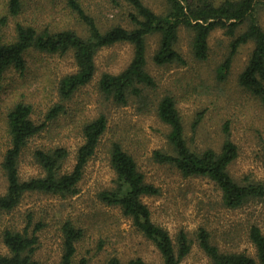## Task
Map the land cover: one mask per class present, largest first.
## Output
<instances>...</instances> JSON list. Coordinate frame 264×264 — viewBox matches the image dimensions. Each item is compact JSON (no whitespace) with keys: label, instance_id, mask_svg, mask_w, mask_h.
I'll return each mask as SVG.
<instances>
[{"label":"rangeland","instance_id":"rangeland-1","mask_svg":"<svg viewBox=\"0 0 264 264\" xmlns=\"http://www.w3.org/2000/svg\"><path fill=\"white\" fill-rule=\"evenodd\" d=\"M144 1L157 13L166 10L164 0ZM81 2L102 29L117 23L127 25L128 6L123 0ZM24 3V12L17 17L8 16L6 25L2 26L6 40L14 37L17 22L34 24L53 32L73 29L86 35L85 25L67 0H24ZM6 14L5 0H0V18ZM260 20L264 26V12ZM230 41V36L223 30L212 32L209 57L201 61L192 53L189 32L181 29L176 48L187 63L157 66L152 55L158 47L159 37H149L148 69L158 82V88L152 94L171 93L175 97L192 147L199 151L207 147L220 149L228 136L239 149L238 157L229 166L231 175L240 182L247 178L264 182V105L238 81L253 43L239 47L228 77L221 81L216 69L229 53ZM132 56L133 47L128 43L103 47L96 55L94 78L69 99H62L58 88L61 78L77 69L70 52L50 54L30 48L25 54V71L11 67L4 73L0 90V194L6 192L8 185L2 167L4 154L10 147L7 113L16 102L31 103L33 120L37 124L46 122L43 130L30 139L20 157L22 180L43 174L34 159L36 149L65 147L69 154L62 170L68 172L73 169L77 149L84 140V123L105 113L109 125L96 153L87 163L76 195L63 198L27 192L13 210L0 212L1 254L8 253L2 241L3 231L7 228L24 229L30 215L29 232L38 236L34 257L39 264H59L63 253L61 226L66 220L84 229V236L77 243V263L82 258L87 259L88 264H106L111 257L124 262L142 257L148 262L163 264L156 245L138 231L132 219L124 215L120 207L108 205L99 197L102 190L115 186L117 176L110 163V146L113 141H119L134 156L146 181L159 188L158 194L143 197L154 221L166 228L174 239L179 230L184 229L193 241L191 251L180 264L209 263L208 256L196 241L200 226L209 229L213 242L221 250L256 256L248 234L252 224L264 232V201L252 200L240 208H228L221 201L220 190L208 178L185 177L174 165L158 162L154 151L169 152V126L155 111L140 109L135 98H131L127 105H118L100 91L101 75L122 71ZM57 103L64 104L66 112L48 121L46 114ZM199 113H203L202 119L194 127ZM225 123H228V133L224 130ZM37 224L42 227L37 228Z\"/></svg>","mask_w":264,"mask_h":264},{"label":"trees","instance_id":"trees-1","mask_svg":"<svg viewBox=\"0 0 264 264\" xmlns=\"http://www.w3.org/2000/svg\"><path fill=\"white\" fill-rule=\"evenodd\" d=\"M67 2L85 25L86 35H80L73 29L53 32L34 24L17 22L14 37L6 40L2 26L6 25L8 16L17 17L24 12L25 3L24 0H5L7 14L0 18V90L4 73L9 68L25 71V54L30 48L50 54L64 55L70 52L77 69L63 76L58 88L62 99H69L94 78L99 50L119 43L131 44L133 56L129 64L118 73L104 72L99 80V88L118 105H127L131 98H135L140 109L155 111L161 121L169 126V152L156 150L154 158L160 163L174 165L185 177H203L214 182L220 190L223 205L228 208H240L252 200L264 201L263 181L247 178L240 182L229 172V166L238 157L239 149L228 136L220 149L207 147L199 151L190 145L175 97L171 93L160 96L152 94L156 92L158 82L148 69L149 37H159L158 47L152 55L155 65L186 64L185 57L176 48L181 29L189 32L192 53L201 61L209 57L212 32L221 29L230 36L231 41L229 53L216 69L218 80L223 81L228 77L239 47L252 42V52L238 81L264 105V26L260 20L264 0H164L166 10L162 13L155 12L144 0H123L128 6L127 25L117 23L105 29L99 26L81 0ZM33 110L31 103L21 100L7 113L10 147L4 154L2 167L8 185L6 192L0 194V212L13 210L27 192H42L63 198L76 195L87 163L96 153L109 125L105 113L84 123V140L77 149L75 165L68 172L62 170L69 154L65 147L36 149L34 159L43 174L22 180L20 157L30 139L46 126V122L37 124L33 120ZM65 112V105L57 103L46 118L49 121ZM202 116L203 113L197 115L194 127L198 126ZM224 130L228 133V123H225ZM110 163L117 176L115 186L102 190L99 193L101 200L120 207L123 214L132 219L138 231L156 245L163 264H180L192 249V239L184 229H180L174 239L166 228L154 221L152 211L143 201L144 196L158 194L159 188L146 181L134 156L119 141H113L110 146ZM31 224L32 217L29 215L24 229L7 228L3 231L2 241L8 253H0V264H39L34 257L38 236L29 232ZM36 227L42 225L37 224ZM61 232L63 253L59 264H76L77 243L83 238L84 229L66 220ZM248 235L256 249L255 257L245 252L221 250L204 226L197 229L196 241L208 256V264H264V232L258 225L252 224ZM77 264H88V260L82 258ZM106 264L155 263L142 257L126 262L111 257Z\"/></svg>","mask_w":264,"mask_h":264}]
</instances>
